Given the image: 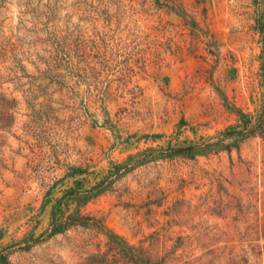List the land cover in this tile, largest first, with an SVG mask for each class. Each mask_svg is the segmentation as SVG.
<instances>
[{
  "label": "rangeland",
  "instance_id": "1",
  "mask_svg": "<svg viewBox=\"0 0 264 264\" xmlns=\"http://www.w3.org/2000/svg\"><path fill=\"white\" fill-rule=\"evenodd\" d=\"M0 264H264V0H0Z\"/></svg>",
  "mask_w": 264,
  "mask_h": 264
},
{
  "label": "trees",
  "instance_id": "2",
  "mask_svg": "<svg viewBox=\"0 0 264 264\" xmlns=\"http://www.w3.org/2000/svg\"><path fill=\"white\" fill-rule=\"evenodd\" d=\"M205 153L207 154L206 150L201 151V144L191 145L183 149V154L190 159H195L198 156H201ZM64 218H65L64 215L57 216L56 213L52 214V223H51L52 228H51L50 236L63 234L68 229L74 226L81 225L82 222L86 220L85 219L86 217L81 215L79 212L69 215L66 219Z\"/></svg>",
  "mask_w": 264,
  "mask_h": 264
}]
</instances>
